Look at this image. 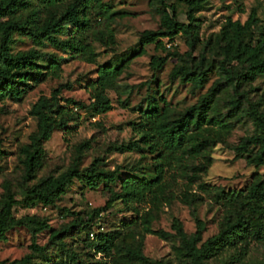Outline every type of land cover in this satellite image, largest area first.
Wrapping results in <instances>:
<instances>
[{"label":"rangeland","instance_id":"rangeland-1","mask_svg":"<svg viewBox=\"0 0 264 264\" xmlns=\"http://www.w3.org/2000/svg\"><path fill=\"white\" fill-rule=\"evenodd\" d=\"M164 1L175 8L179 21L187 22L182 1ZM70 2L57 5L53 13L40 2L34 5L40 20L50 19L52 14L60 19V29L51 32L59 39L71 33L72 25L65 19ZM102 2L122 17L112 23L115 44L86 39L97 53L92 63L47 39L35 42L27 35H12L11 53L35 49L43 55L39 61L42 66H47L54 55L62 71L59 77H41L20 101H0V205L8 192L22 199L43 181L72 174L64 193L53 203L14 207L16 222L7 230L6 238L0 239V262L7 264L30 256L27 264H189L183 254L182 235H192L197 220L203 223V242L242 216L248 230L234 245L218 250L206 264H264V164L247 163V156L254 155L260 145H251L249 153L238 159L231 148L244 137L260 134L250 108L264 113V74L238 84L228 81L220 69L229 41L227 19L245 23L254 10L258 19L252 29L255 44L264 35V0H205L195 13L193 35L164 37L160 48L147 45L145 54L132 59L105 90L111 107L99 113L86 89L96 77L97 68L122 63L139 50V39L145 31L164 29L161 0ZM31 13L23 11V19ZM153 57L165 58L159 69L151 66ZM225 65L234 72L241 69L237 61L225 60ZM211 92L215 98L209 117L216 116L229 125L226 142L210 151L211 164L204 169L207 160H187L174 173L171 202L159 211L145 204L133 211L119 200L104 209L112 194L119 192L125 176H150L152 156L146 148L121 149L140 139L134 126L141 111L156 100L161 107L167 104L171 117L177 118ZM42 99L51 100L54 110L69 107L74 114L59 120L50 139L43 143V166L25 181V149L38 123L33 107ZM113 171V179L100 176L92 183L82 176ZM175 221L180 223L182 233L173 228ZM89 229L109 235L107 251L99 252L97 241L86 235Z\"/></svg>","mask_w":264,"mask_h":264},{"label":"trees","instance_id":"trees-1","mask_svg":"<svg viewBox=\"0 0 264 264\" xmlns=\"http://www.w3.org/2000/svg\"><path fill=\"white\" fill-rule=\"evenodd\" d=\"M70 0H0V101H20L29 91L33 90L36 83L42 77H59L62 71L56 56L52 55L47 66L40 65L43 56L35 49H30L16 54L11 53L10 44L14 33L30 36L35 42L47 39L54 46L68 49L73 56L85 62L95 61L97 53L87 38L101 42L115 44V33L112 23L116 17H122L112 12L110 5L102 0H71L65 13V19L72 25L71 33L66 39H59L51 32L60 29L58 22L51 15L50 19L40 20L35 2H40L44 8L54 12V8ZM187 8V22L178 20L176 10L161 0L163 6V30L145 31L139 39V50L130 55L120 64H104L97 68L96 77L87 83L86 89L94 100L97 112H106L110 109V101L104 95L107 88L111 87L122 74L130 61L135 57L145 54V47L154 44L156 48L163 47L162 38L173 37L184 33L191 37L196 30L195 13L198 12L205 0H180ZM30 10L29 17L23 19V11ZM258 19L252 10L245 23L227 19L225 29L229 35L227 51L220 69L224 77L230 82H250L259 75L264 74V35L253 44V27ZM225 60L237 61L240 71L234 72L225 65ZM165 62V58L153 57L151 66L159 69ZM237 89V88H236ZM59 89L54 91L57 94ZM215 93L211 92L177 118H172L167 104L163 107L156 100L150 102L149 107L141 111L139 121L134 130L141 136L140 139L122 145L121 149L132 151L146 148L151 157L150 176H125L120 182L119 192L112 194L105 203L104 209H110L115 201H121L127 208L137 211L140 204L148 205L151 209L159 211L171 202V181L174 173L181 168L187 160L202 158L207 163L202 168L211 164L210 151L219 143L226 142L229 125L216 116L209 117L208 113L214 107ZM72 103L71 100H68ZM79 106V105H77ZM250 115L260 134L244 137L236 146L231 147L235 158H240L244 153H249L251 145L259 144L260 147L254 155L247 156L249 165L259 166L264 164V113L256 108H250ZM33 115L37 118V130L31 143L26 147L24 180L30 179L33 174L43 166V143L50 139L52 132L60 124L59 120L65 115H73L69 107L53 109L51 100H39L33 107ZM0 157L2 152L0 150ZM67 177L43 181L36 187L28 190L22 199H16L15 195L6 193L0 205V239L6 238V232L13 224L14 207L23 204L33 207L36 203L49 205L65 191ZM79 175H76L78 177ZM89 183L98 177L113 179L115 171L96 175L91 172L83 174ZM167 176L170 179H167ZM247 221L239 216L234 222L218 234L202 242L201 235L203 223L197 220V229L192 235H182L183 254L189 264H206L221 248L234 245L242 233L248 230ZM173 228L182 233L181 225L175 221ZM93 234V237L90 234ZM89 239L97 241L99 252L109 249L111 242L109 235L103 232H95L89 229L86 233ZM133 254L143 257L141 252L133 251ZM30 256L7 264H27ZM0 264H6L0 262Z\"/></svg>","mask_w":264,"mask_h":264},{"label":"built area","instance_id":"built-area-1","mask_svg":"<svg viewBox=\"0 0 264 264\" xmlns=\"http://www.w3.org/2000/svg\"><path fill=\"white\" fill-rule=\"evenodd\" d=\"M90 236L93 237V234L91 233Z\"/></svg>","mask_w":264,"mask_h":264}]
</instances>
